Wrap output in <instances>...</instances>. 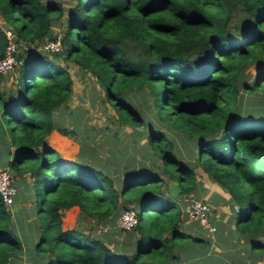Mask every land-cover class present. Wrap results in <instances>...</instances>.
<instances>
[{
	"label": "trees",
	"instance_id": "1",
	"mask_svg": "<svg viewBox=\"0 0 264 264\" xmlns=\"http://www.w3.org/2000/svg\"><path fill=\"white\" fill-rule=\"evenodd\" d=\"M0 16L25 45L14 86L0 88V166L13 174L14 199L30 197L36 215L13 222L0 196V264L213 263L209 241L192 229L199 221L176 205L194 197L197 168L236 205L238 231L263 236L252 238L251 249L264 253V108L234 111L246 64L262 66L250 89L264 92V0H0ZM57 35L61 50L38 48ZM6 42L0 25V57ZM70 64L95 77L120 123L140 128L133 130L139 157L124 178L82 152L55 158L46 144L55 126L74 132L55 122L73 92ZM128 87L147 90L157 120L197 146L193 160L123 99ZM171 179L181 188L176 197ZM72 205L95 226L113 224L122 242L112 237L110 246L95 226L64 229ZM134 208L135 226L114 227L119 213Z\"/></svg>",
	"mask_w": 264,
	"mask_h": 264
},
{
	"label": "rangeland",
	"instance_id": "2",
	"mask_svg": "<svg viewBox=\"0 0 264 264\" xmlns=\"http://www.w3.org/2000/svg\"><path fill=\"white\" fill-rule=\"evenodd\" d=\"M63 3L71 4L73 0H62ZM0 25L7 26L0 16ZM57 28H55L56 30ZM21 51L25 47L23 42L21 43ZM48 52V51H46ZM23 53V52H22ZM70 71L73 77V92L71 98L68 101L66 108L59 109L55 115V119L58 117L62 118L60 124L63 123L66 128L74 130L71 134L76 142L78 148L82 142H85L83 152L85 153L87 159L101 162L108 154H114L115 157H120L118 150H123L122 162L124 161H134L133 156L130 157V153L136 155V146L139 142H135L133 132L135 130H140L138 127H129V125H123L115 118L113 106L106 100V96L95 77L88 72L81 71L75 65L70 64ZM262 66L256 61L246 64L245 68L240 73L237 86V104L238 110L235 108V112L242 114L252 108H264V92L261 90H251V84L253 82L254 76L257 74ZM17 75V70L8 72L6 74L0 75V85L1 89L3 86H12L15 82ZM14 86V85H13ZM123 99L136 108L139 111L146 112L150 116V120H154L155 124L165 129L173 141L178 147L186 148L188 139H186L183 133H177L173 135L169 129L167 130V124L161 123L157 120L155 109L153 107L152 97L147 92V90L136 87H128L124 91ZM63 116V117H62ZM134 130V131H133ZM134 140V142H133ZM141 140V139H139ZM183 141L184 143H180ZM133 142V144H131ZM133 145V146H132ZM191 145L188 143V149ZM111 149H113L111 151ZM185 149L184 152L188 151ZM191 150V148L189 149ZM61 157V153L58 150L54 151L53 157ZM24 198V197H23ZM31 199H23L16 201V205L11 206L10 210L12 212L11 220L15 222L18 217L32 218L31 214H28V202ZM235 209V207L233 206ZM25 217V218H26ZM142 218V214H141ZM89 221H84V223L90 225ZM104 224V221L101 222ZM113 226L107 223L105 226ZM95 226V225H94ZM104 226H95L96 232H101ZM102 233V232H101ZM103 236L106 234L102 233ZM114 240V239H113ZM108 241V240H107Z\"/></svg>",
	"mask_w": 264,
	"mask_h": 264
},
{
	"label": "crops",
	"instance_id": "3",
	"mask_svg": "<svg viewBox=\"0 0 264 264\" xmlns=\"http://www.w3.org/2000/svg\"><path fill=\"white\" fill-rule=\"evenodd\" d=\"M52 28L54 30L55 28L58 29V25H52ZM1 84L2 82L0 83V85ZM3 87L5 88L6 86ZM55 120H56L55 121L56 125L65 126L63 125V123L61 124L59 123L61 122L62 118L58 117V120L57 119ZM171 133L173 135L176 134L173 131ZM45 140H46V144L53 147L55 150H58L61 153V157L63 158L75 159L79 157L81 152L84 153L83 151H81V145L78 148L72 135L61 133L56 126L53 127L46 134ZM141 142H143V140H141ZM180 143H184V142L180 141ZM188 143L191 145L190 147L191 150H189L190 148L188 149ZM188 143L186 148L184 149L176 145V149H178L176 151L178 152V154L182 159L193 160L195 158L197 146L193 145L191 140H189ZM131 144H133V142H131ZM185 149H188V151L184 152ZM112 150L113 149H111V151ZM118 152L120 154L119 156L122 157L123 150L119 149ZM113 155L114 154L112 153L108 154V156H106L104 159L101 160V162L104 165V168H108V167H111L112 169L118 168L121 170V174H122L121 176L123 178L126 177L125 168H128L127 165L131 162H129L128 160L122 162V159L120 157H115ZM132 156L139 157V153L136 152V155L130 153V157ZM84 158L86 160H89L87 159L85 153H84ZM196 173H197L196 179L198 185L196 187L195 193L192 194V196L194 197L197 196L199 198L206 199L210 203V205L212 206V219L216 221L218 227V229L215 230L214 232H208L199 222L197 224H194L192 228L195 231V234L199 236L201 235L203 236L204 239L209 241V244H207L205 248L208 249V252H210L211 256L213 257V263L210 264H264V253L253 251L251 249V244L253 242L252 238L261 239L263 238V236L258 235L257 237L254 236L246 237L242 233H240L234 224V218L237 212V208L234 209L233 206L236 207V205H233V202L231 201L225 189L222 188L218 183L213 181L207 174L203 173L200 168H197ZM171 180H175V179H171ZM24 198L27 200L31 199L27 195H25ZM24 198H21L19 200H23ZM16 201L18 200L14 199L12 206L16 205L17 203ZM31 204H32V200L31 202L30 201L28 202L27 209H28V214H31L32 218H27L26 216L28 215L26 214L24 215V218L18 217L17 219L27 222L36 218V215L32 213ZM185 204L186 201L184 202L182 199L176 200V205L181 210L182 216H186L187 217L186 219L188 221L193 220L188 216L187 212L185 211ZM134 210L137 211L138 208H134ZM119 215L116 218V223L114 224V227L122 228L118 222ZM80 216H81V211L77 205H72L69 208L65 209L62 215V227L64 229H69V228L81 226L84 230H89L94 226L93 225L95 222L94 219L92 218L81 219ZM89 219L90 221H92L90 222V225L86 223L83 224L85 220L89 221ZM106 224L107 223L101 225L104 227L100 231L106 234L104 238L108 240L110 246H113L112 237H118L119 235L113 229H111V226L108 225L105 226ZM94 232L101 233V232H96L95 230ZM25 236L26 239H29L31 237V234H27ZM118 238L120 242H122L121 241L122 236L120 235ZM24 249L26 251L27 249H29V246L24 245ZM185 264H198V263L195 260H191V261H187ZM201 264H205V263L202 262Z\"/></svg>",
	"mask_w": 264,
	"mask_h": 264
},
{
	"label": "built area",
	"instance_id": "4",
	"mask_svg": "<svg viewBox=\"0 0 264 264\" xmlns=\"http://www.w3.org/2000/svg\"><path fill=\"white\" fill-rule=\"evenodd\" d=\"M2 29L7 42L4 46L3 54L0 57V73L6 74L12 72L21 63V58L19 57L21 43L12 27L3 26ZM38 48L48 52L61 50L60 35H57L56 38L44 40ZM13 178V174L8 167H0V196L4 204L8 206H12L16 192ZM185 211L190 218L198 220L208 232H214L216 230V225L210 219L212 211L211 205L208 202L191 197L185 204ZM118 222L122 228L131 229L137 223L136 210H123L118 217Z\"/></svg>",
	"mask_w": 264,
	"mask_h": 264
},
{
	"label": "water",
	"instance_id": "5",
	"mask_svg": "<svg viewBox=\"0 0 264 264\" xmlns=\"http://www.w3.org/2000/svg\"><path fill=\"white\" fill-rule=\"evenodd\" d=\"M168 191L170 192L171 196H176L180 193V186L177 180H169L168 183Z\"/></svg>",
	"mask_w": 264,
	"mask_h": 264
},
{
	"label": "clouds",
	"instance_id": "6",
	"mask_svg": "<svg viewBox=\"0 0 264 264\" xmlns=\"http://www.w3.org/2000/svg\"><path fill=\"white\" fill-rule=\"evenodd\" d=\"M3 27V26H2Z\"/></svg>",
	"mask_w": 264,
	"mask_h": 264
}]
</instances>
